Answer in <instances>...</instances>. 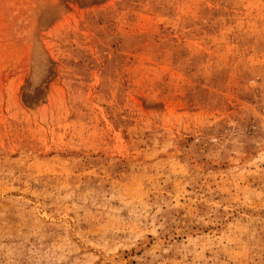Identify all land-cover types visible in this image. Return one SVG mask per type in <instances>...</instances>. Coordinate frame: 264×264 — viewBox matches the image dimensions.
<instances>
[{"label": "rangeland", "instance_id": "obj_1", "mask_svg": "<svg viewBox=\"0 0 264 264\" xmlns=\"http://www.w3.org/2000/svg\"><path fill=\"white\" fill-rule=\"evenodd\" d=\"M0 264H264V0H0Z\"/></svg>", "mask_w": 264, "mask_h": 264}]
</instances>
